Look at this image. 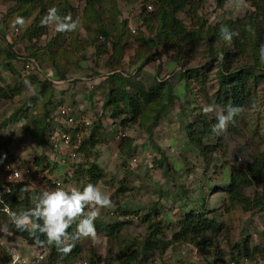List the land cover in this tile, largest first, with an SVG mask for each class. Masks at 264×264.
I'll list each match as a JSON object with an SVG mask.
<instances>
[{
  "label": "rangeland",
  "instance_id": "rangeland-1",
  "mask_svg": "<svg viewBox=\"0 0 264 264\" xmlns=\"http://www.w3.org/2000/svg\"><path fill=\"white\" fill-rule=\"evenodd\" d=\"M67 1L76 11L74 14L77 20V23L75 20L76 28L72 30L71 35H63L56 45L49 46L57 29V21L54 17H50L46 35L36 41H29L26 37L21 38V45L16 47V55H24L23 48L25 53H28L29 49L35 48L36 51L42 49L38 51L40 55L43 54L39 70L30 60L24 63L14 58H6L5 39L9 34L0 24V87L19 89L17 94L0 97V159L3 158L13 166L31 168L32 188L40 189L51 196L55 195L56 187L66 191L81 188L82 180L68 179V172L75 168H85L86 163L97 164L103 178L89 193L88 215L97 217L103 224L121 222L122 227L111 238L101 235L83 237L81 240L83 250L77 259H85L89 262L93 259L92 261L97 264L115 262L122 264V259L118 258L119 254H129L132 250H141L144 246L150 231L142 218L148 215L152 222L153 215L148 213L149 208L156 209L159 213L155 216L159 236L155 234L154 237L169 239L182 215L180 205H192L196 202L193 197H196L197 193L205 199L209 192L210 195H214L210 203L213 216L226 226L217 239V253L212 248L195 249L189 245H175L167 248L163 253H160V250L150 251L145 261L136 264H264V237L261 235L264 233V219L261 220L257 213L244 218L239 212H226L222 206L224 196L222 189L216 190L217 192L213 194L214 190L211 188V186L223 185L229 169L244 167L252 154L264 153L263 51H260L259 59L255 60L249 47L244 54L238 53L239 51L230 45L227 47V53L233 55L224 61V67L228 72L244 67H248L251 71L247 78V97L243 107L232 113V117L225 107L217 104L220 95L218 64L224 59L219 50H224L225 45L228 44L223 40L225 36L222 35L223 32L221 30L215 32V30L220 28L218 25L221 23L243 18L251 11L250 4L243 0H221L222 4L218 6L220 0H201V7L197 10L177 14L187 29L198 31L202 35L197 50L180 57L179 61L175 60L178 56L175 48L167 52L158 43L154 44L156 48L149 46L150 39L153 41L157 32V25L148 30L150 35L147 37L148 44L144 37L131 35L125 24L124 36L120 40L125 47L123 69L132 72L140 66V62L145 59L148 52L154 53L156 49L160 55L159 77L162 81L167 80L165 88L172 98L167 110L164 111L163 116L161 115L159 126L154 130L151 139L147 130L130 120V114L119 115L124 109L122 103L125 102L113 108L112 113H102L97 116L95 126L100 127L95 134L97 144L92 150V157L86 161L82 155L70 159L66 151H49L39 143L35 128L30 123L33 119L41 123L43 116V101L35 99L36 81L43 82L44 73L56 76L51 63V59L54 58L61 69L70 68L62 81L75 79L71 90H78L80 87L83 91L78 80L80 77H89L96 79L93 82L95 91L101 89L102 93H106L107 89L101 79L106 74L109 57L114 55L112 47L118 38L117 32L113 30L107 40H98V43L92 44L93 31L104 27L114 10L120 13L118 20L122 25L124 20H130L134 26L139 25L137 13L140 0H100L98 7L100 15L96 12L84 11L83 0ZM8 5L9 3L0 1V15L5 12ZM84 17L92 25L90 32L83 31L78 26V22L85 23ZM30 21L27 19L21 28L24 30ZM111 28L109 26V29ZM212 33L215 39L208 44L206 39ZM106 50H108L107 54L104 52ZM182 51L185 53V49ZM150 63L147 67L148 74L140 75L141 78L138 81L133 80L132 85L138 83L148 85L153 80L157 66L154 61ZM6 64L10 65L12 71L7 70ZM181 70L184 74H188L187 77L179 74ZM51 95L53 101L45 107L47 113L58 105L69 106L62 100L57 102L54 99L56 94L53 85ZM104 96L102 94L96 97L94 93L89 96L91 110L96 98H100L98 102L103 103ZM30 105L34 108H28ZM74 109L78 117L80 116L78 113L85 114L84 110L78 111L75 106ZM200 113L210 119L214 118L222 128L220 149L211 155L212 162L209 165L198 155V150L188 143L185 134L188 117L194 120V116ZM145 122L146 120L143 126ZM192 122L195 123V120ZM92 128L82 131L81 137L86 139ZM126 139L130 143V148L127 149ZM204 139L207 141L210 137ZM121 140L124 151L120 152L118 146ZM164 169H167V172H164ZM247 193H252V190L249 189ZM123 207L130 210L124 216L121 215ZM5 226L0 223V243L3 244L1 264L6 261L7 246L12 245L18 249V245H26L20 239L13 237ZM243 241H247L250 246L258 244L263 249L262 255L252 256L251 253L242 252L238 254V246ZM98 258L101 259L99 262H97ZM39 264H47V262L42 260Z\"/></svg>",
  "mask_w": 264,
  "mask_h": 264
},
{
  "label": "trees",
  "instance_id": "trees-1",
  "mask_svg": "<svg viewBox=\"0 0 264 264\" xmlns=\"http://www.w3.org/2000/svg\"><path fill=\"white\" fill-rule=\"evenodd\" d=\"M0 1L9 3L5 12L0 15V24L11 35L6 36L5 39L7 47L4 53L6 58H14L24 63L30 60L37 65L38 70L43 61V54L40 55L38 51L42 49L39 48L37 51L35 48L33 50L29 49L28 53H25L23 48L24 55H16V47L21 45V38L26 37L29 41H36L46 35L50 17H54L57 21V29L54 39L51 40L52 44H49V46L56 45L63 35H71L72 30L76 28V18L74 16L76 11L67 0ZM83 1L84 11L96 12L97 15H100L98 9L100 0ZM222 1L218 2V6H221ZM243 1L250 4L251 11L247 12L241 19L226 21L218 25L220 26L219 29L215 28V32L220 30L223 32L222 35H225L223 40L228 44L225 45L224 50H219L224 59L218 64L220 95H218L217 104L225 107L230 117L233 116L232 113L243 107L247 97V78L251 71L248 67H244L243 69H237V71L228 72L227 68L224 67V61L233 55L227 53V47L230 45L240 54H244V51L249 47L255 60L259 59L260 51L264 52V0ZM200 4L201 0H140L137 13L140 24L135 25L136 35L134 36L140 35L147 40V37L150 36L148 30L157 25V32L154 34L153 41L150 39L149 44V40H145L146 43L149 46L158 43L167 52L175 48L178 51L175 60L179 61L180 57L192 54L197 50L202 35L198 31L187 29L177 17V14L195 11L201 7ZM148 6H152V9L148 10ZM119 17L120 13L114 10L107 22L109 25L105 23L104 27L94 30V37L91 39L92 44L98 43V40H107L113 30L117 32L118 37L112 47V53L115 56L109 57L108 63H106V74L102 77L107 90L105 91L106 97L103 99L100 114H105L108 108H115L121 102H125L122 103L124 111L122 110L119 115L130 114V120L147 130L146 132L151 139L154 130L159 126L158 121L161 115L163 116L164 111L167 110L172 97L170 92L167 94V88H165L167 87L165 82L167 80L162 81L159 77L161 69L160 55L156 52V49L154 53L153 51L148 52L145 59L140 62V66L132 72L123 69V49L125 47L120 43V40L124 36L123 26L131 21L124 20L122 25L118 20ZM27 19L31 21L23 30L21 26L27 22ZM84 21L83 24L78 22V26L83 31L90 32L92 25L86 17H84ZM109 26L112 28L109 29ZM214 39L212 33L206 41L209 44ZM117 43L119 44L116 46ZM183 49H185V53H183ZM33 51L35 52L33 53ZM104 52L107 54L108 50ZM151 61H154L157 66L153 80L148 85L142 83L132 85L133 80L138 81L141 78L142 68ZM51 63L56 71L55 79L57 81L64 80L67 76L66 72L70 68L61 69L54 58L51 59ZM5 67L7 70L12 71L10 65L7 66L6 64ZM179 74L183 77L188 75L184 74L182 70ZM51 88L52 80L47 77L43 82L36 81L35 99L43 101V116L41 123H38L35 119L31 120L30 123L33 124L39 138L38 141L42 146L45 144V135L50 131L52 123L50 112L47 113L45 110V107L53 101ZM18 91L19 89L16 88L4 89L0 87V97L11 96L17 94ZM28 108L34 107L30 105ZM144 120L146 122L143 126ZM194 120L195 123L192 122ZM194 120L189 119V117L187 119L185 126L186 139L191 146L198 150V155L205 159L208 162L206 164L209 165L212 162L211 155L220 149L222 128L219 127L214 118L210 119L203 113L195 115ZM95 124L97 122L92 125L91 133L86 139L80 137V144L76 150L77 155H82L86 161L92 157V150L97 144L95 134L100 127L99 125L95 126ZM77 132V130L69 131V134L74 139ZM207 136L210 137V140L205 141L204 138H207ZM126 141L125 148L127 149L130 148V143L129 140L126 139ZM118 147L120 152L124 151L122 140ZM85 166V168L70 170L68 173V179L82 180V187L78 190L66 191L56 187L55 195L51 196L40 189L32 188L31 183H19L10 194L2 196L0 209L7 207L9 212L8 214L0 212V223L6 225L5 228L13 237L42 252L44 254L43 260L47 264H62L66 261H73L80 256L83 250L81 246L83 237L101 235L111 238L122 227L121 222L103 224L97 217L88 215L87 198L95 185L103 178V175L97 164L86 163ZM163 171L167 172V169ZM223 185L218 189L223 191L222 206L226 212H239V215L243 217L247 214L264 212V153L252 154L249 157V162L244 167L229 169ZM249 189L252 190L250 194L247 193ZM184 194L186 195V193ZM201 200L202 204L199 205L198 210L192 208L183 211L186 204L180 205V210L183 213L177 221L176 230L169 239L154 237L155 234L159 236L157 224L155 223V216L159 213L156 209L149 208L148 213L153 215L152 222L148 215L142 218L147 225L146 228L150 231L146 236L144 246L141 250H132L129 254H119L118 258L119 260L122 259V264H136L145 261L150 251L160 250V253H163L167 248L175 245H189L195 249L212 248L217 253V239L226 226L213 216V211L203 207L204 200ZM128 212L130 210L123 207L121 215L124 216ZM241 252L244 254L251 253L252 256L262 255L263 249L258 244L250 246L247 241H243L238 246L237 253L241 254ZM8 260L9 258L6 256L5 262H8ZM92 260L90 259V263H94ZM100 260L98 258L97 262Z\"/></svg>",
  "mask_w": 264,
  "mask_h": 264
},
{
  "label": "built area",
  "instance_id": "built-area-1",
  "mask_svg": "<svg viewBox=\"0 0 264 264\" xmlns=\"http://www.w3.org/2000/svg\"><path fill=\"white\" fill-rule=\"evenodd\" d=\"M148 10L152 9V6L147 7ZM127 29L131 35L136 34V27L132 23L127 24ZM38 69V67H37ZM46 78V76H45ZM52 123L51 129L45 135L44 146L53 152L66 151L67 156L70 159L79 158L76 150L80 144V137L82 131L88 130L92 127L91 120L82 119L74 113V109L66 106H58L50 114ZM77 130V134L74 139L70 136L69 131ZM1 136V132H0ZM69 173V172H68ZM32 170L27 167H17L11 165L8 161L3 158L0 159V203L2 196L10 194V192L19 183H29L32 180ZM0 212L8 214L9 210L7 207L0 209ZM23 224L25 222H22ZM0 243V257L1 247ZM18 249L15 246L10 245L5 248V254L9 258L8 262L3 264H39L43 260L44 254L39 252L35 257L28 259L19 255ZM3 260V257L0 261ZM62 264H97L90 263L85 259H75L73 261H66ZM104 264V263H101ZM111 264H118L117 262ZM158 264V263H156ZM245 264V263H244Z\"/></svg>",
  "mask_w": 264,
  "mask_h": 264
},
{
  "label": "crops",
  "instance_id": "crops-1",
  "mask_svg": "<svg viewBox=\"0 0 264 264\" xmlns=\"http://www.w3.org/2000/svg\"><path fill=\"white\" fill-rule=\"evenodd\" d=\"M151 63L147 64L144 68H142L141 70V74L140 75H144V74H148V70H147V67L150 65ZM45 76L49 79V80H52V85H53V88H54V91H55V96H54V99L57 101V102H60L59 100H62L64 101V103L66 104H69V106L67 105H63V106H66V107H70L72 109H74V106L76 107V109L79 111V110H84L85 111V114H81V113H78L80 114V118L82 119H86V120H91L92 122V125L97 121L96 120V117L100 115L101 111H102V101L98 102V100H100V98H96V101H95V104L92 105V110H91V107H90V102H88L89 100V96L92 95V93L95 94L96 97H99L103 94V96L105 95V93H102L101 92V89L98 90V91H95V87L93 85V82L96 81L93 80V79H90L89 77H80L78 82L81 84L80 86L83 88V92L82 90H80V87H78L79 89L77 90H71L72 89V83L75 81V79H69L68 81L66 82H63V81H57L54 77V75H50L48 73H44ZM139 78V77H138ZM103 80V78L101 79ZM68 88V89H67ZM67 89V90H66ZM79 91V92H78ZM65 92V93H64ZM64 93L62 96L60 94ZM65 94H67L65 96ZM105 97V96H104ZM103 97V99H104ZM86 102H85V101ZM58 106H61V105H58ZM57 106V107H58ZM80 108V109H79ZM112 107L111 108H108L106 111L105 114H110L112 113ZM74 113L76 114L75 112V109H74ZM51 114V112H50ZM226 181V179L224 180ZM224 185H220V187H222ZM214 187H217V186H211V188L214 190V193L215 194L218 190V187L214 189ZM204 189H205V186H204ZM208 196L204 199V196L202 197L198 195V193L196 194V197H193L194 200L196 202L193 203V201H190V203H193L192 205H186L184 207V210H189V209H196L198 210L200 208L199 204L200 202L202 201L201 199H203V207H205L207 210H211V206H210V203H211V200L213 198L214 195H210L209 192H207ZM183 211H181V214L183 213ZM252 214H247L244 216V218L246 217H250ZM257 215H259L261 217V220L264 219V212H258ZM261 235L264 237V233H261ZM18 251L19 253L21 254L20 256L22 257H27L28 259H31L33 257H35L39 252L36 251V249L32 246H29V245H18ZM30 254V255H28ZM28 255V256H26Z\"/></svg>",
  "mask_w": 264,
  "mask_h": 264
}]
</instances>
